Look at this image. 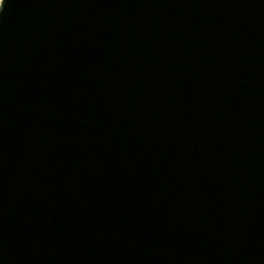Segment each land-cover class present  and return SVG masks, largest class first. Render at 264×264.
Masks as SVG:
<instances>
[{
    "label": "water",
    "instance_id": "1",
    "mask_svg": "<svg viewBox=\"0 0 264 264\" xmlns=\"http://www.w3.org/2000/svg\"><path fill=\"white\" fill-rule=\"evenodd\" d=\"M0 264H264V0H0Z\"/></svg>",
    "mask_w": 264,
    "mask_h": 264
}]
</instances>
